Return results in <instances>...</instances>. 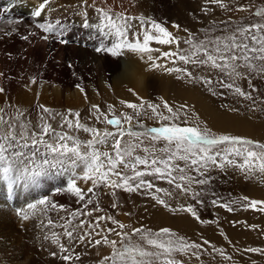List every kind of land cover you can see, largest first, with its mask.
<instances>
[{"label":"snow or ice","instance_id":"snow-or-ice-1","mask_svg":"<svg viewBox=\"0 0 264 264\" xmlns=\"http://www.w3.org/2000/svg\"><path fill=\"white\" fill-rule=\"evenodd\" d=\"M82 2L87 5L88 0ZM211 2L224 9L229 7L223 0ZM49 4L50 0H43L32 15L40 18ZM92 7L96 8V5L93 3ZM251 8L252 6L248 5L237 9L249 11L247 22L245 18L229 22L230 27L224 29L225 34L217 35L214 39L207 34V30L203 40L190 36L183 40L188 48L180 49V39L174 37L162 23L151 18L146 19L144 16H128L125 13H115L111 9L98 7L100 22L95 27L104 37H114L115 42H112L111 46L101 42L95 51L109 53L113 57H122L125 52L133 53L145 63L148 71L177 73L180 74V78H192L193 73L187 68L169 67L166 63L160 62L162 58L173 63L178 60L183 64L207 66L223 73L228 80L214 81L211 78L197 77L196 79H202L203 83L209 86L213 95L222 94L213 90L215 84L251 100L253 99L251 93L243 90L239 82L246 77L264 78V8H257L254 12L250 11ZM52 10L48 8L49 12ZM82 15H87L86 10ZM56 24H59V21ZM36 27L45 33H52L55 30L51 20L39 22ZM175 27L178 28L179 25ZM43 38L48 39L47 36ZM23 39L27 40L28 36H24ZM153 43L176 45L178 50L161 52L160 48L152 47ZM31 83L35 84L36 79L32 78ZM76 87L82 94L85 93L84 87L80 84ZM4 91V88L0 87V93ZM128 91L134 96L138 95L133 89ZM119 103L134 111L135 123L133 115L126 112L117 115L111 104L107 106V112L112 114V118L101 112L98 105H91L89 118H94L98 123L114 126V131L107 128L101 131L98 127L82 123L81 112L73 113L71 109L67 113H62L54 112L45 105H38L41 111L37 114L35 122L25 117V113L19 109L14 112L0 109V181L6 184L10 194H14V189L21 185L25 190L40 189L50 180L68 176L66 187H57L55 191L70 194L83 202L84 211L70 210L66 205L54 202L47 195L28 203V212L20 210L24 220H28L30 215L46 217V224L44 220L40 221L43 227L62 229L69 246L61 241V234L56 231H52L50 236L45 235L43 239L58 245L60 252L64 253L62 256L64 261L71 262L73 259L78 261L80 257H74L71 246L86 239L93 240L94 236L100 237L93 240L95 245L111 246V254L103 256L99 264H182L177 256L189 253L199 258L203 246L177 235L168 227H162L157 231L136 227L128 232L125 229L131 227L130 225L104 215L96 217L91 222L80 219L78 223L73 224V221L81 216L91 217L94 211H101L98 207L88 210V206L94 203L92 198L95 195L94 190L104 186L112 190L113 194L116 189H125L128 192L144 189L156 203L170 212H186L198 222L208 223L201 220L192 204L174 207L169 201L177 197H187L196 200L197 204L203 207L204 201L201 197L205 193L203 187L197 190V186L210 185L211 179L207 174L213 169L226 170L232 167L244 172L248 177H257L264 181V142L227 132H213L206 124L202 127L200 123L193 121L194 117L198 118V114L190 112L189 106L180 105L174 110V106L163 98L161 103L167 115L161 111V104L143 98H140V103L126 102L123 99ZM73 115L74 119L69 118ZM141 117L164 123L149 127L140 122ZM81 131L90 134L91 138L81 140L77 135ZM146 141L148 143H145ZM159 180L167 181L170 188L158 187L155 182ZM78 182L90 183L91 186L85 191L78 186ZM161 193L163 195H160ZM243 201L246 207L264 212V200L245 196ZM96 203L98 205V201ZM211 203L218 206V199L212 200ZM239 203L231 201L219 206L231 212L233 208L230 205ZM113 207L116 205L113 204ZM62 212L67 215H60ZM49 213L57 214L56 221ZM105 220L116 226L109 227L107 232L115 234L119 240L101 235L103 229H100V224ZM86 224L90 231L81 234L78 229H84ZM247 227L255 229L258 226ZM134 236L138 239L134 240ZM203 244L210 245L211 242L204 240ZM212 250L218 252L224 259L231 260V256L225 255L222 248L213 245ZM245 251L264 254V249L259 247L248 248ZM52 255L55 256L56 253Z\"/></svg>","mask_w":264,"mask_h":264},{"label":"rangeland","instance_id":"rangeland-1","mask_svg":"<svg viewBox=\"0 0 264 264\" xmlns=\"http://www.w3.org/2000/svg\"><path fill=\"white\" fill-rule=\"evenodd\" d=\"M223 2L229 5L228 9L221 8L218 4H214V3L212 4L211 0H200V2L198 3L199 16L197 18L189 14L186 17H184V19H180L179 13L176 12V14H173L172 12L165 10V7H161L160 10H157L155 14L152 15L153 17L149 15L144 17L146 19L151 18L159 23H162L165 27L169 29V31L173 33L174 37L180 39L181 42L179 48L187 49L188 45L184 44L183 40L189 38L190 36H195L199 40H203L206 34L205 30H207V34L214 39L217 35L225 34L224 29L230 27L229 22H235L237 20H240L241 18H245V22H247L246 18L250 14L249 11H238L237 9L251 5L252 8L250 9V11L254 12L257 8H264V0H223ZM211 4L214 6H212ZM177 6H181V3L178 2ZM7 8L9 9V6H7ZM129 16L140 17L143 15L138 13V14H131ZM252 18L256 19L255 17ZM175 25H179V27L177 28L175 27ZM142 31L143 29H141V32ZM152 47L157 48L156 46H152ZM167 50L177 51L178 49L177 46L175 45L174 49L168 48ZM154 54L158 55L157 53ZM166 62H167L166 63L167 66L169 67L187 68L188 71H191L193 73V77L180 78V74L171 73L169 74L171 76V77L169 76L171 78V82L168 83L170 87L169 86L167 87L166 89L167 91L164 89L163 87L164 85L162 86L159 82H156L154 86L151 87L150 93H146L144 95L138 94L137 97L132 95V93L128 91V87H125L120 91L119 90L114 91V89L112 90V87H110L108 89L109 91L108 93L110 95L108 96V94L101 89V86L98 85L92 88V92L94 91L93 93L91 94L85 93V99L80 104H70L71 106L69 105L68 106L69 108L68 107L54 108V106H49V104H46L45 106L53 109L54 112L67 113L69 109L73 110V113L75 111H80L82 123H87L89 126L98 127L99 129H101V131H103L105 128H107V130L109 131H114L115 130L114 126L98 123L95 121L94 118H89L92 104L98 105L100 107L101 112L107 114L109 118H112V114L107 112V106L111 104L115 109V113L117 115H120L121 113H125V112L130 115H133L134 117L133 123H135L134 111L128 109L126 105H122V104L120 105L119 101L121 99L125 100L126 102L140 103V98H143L145 100H149L152 103L161 104V111H163L164 114L167 115V112L166 110L163 109V105L161 103V98H163L164 100L168 101L170 105L174 106V110L175 107L180 105L189 106L190 112H194L198 114V118L194 117L193 121L196 123H200L202 127L204 126V124H206L209 128L213 130V132L216 133L227 132L229 134L242 135L264 142V78L260 76L246 77L244 80L239 82V86L243 90L251 93L253 97V99L251 100L235 95L232 91L219 87L215 84L213 85V90L222 94L213 95L212 91L209 90V86L204 84L202 79H196V78L205 77V78H211L214 81L219 79L228 82L227 77L223 73H220L218 72V70L211 69L210 67L207 66H194L192 64H183V62H180L178 60H176L175 63H173L171 60H168ZM152 73L153 72H148L147 76H150V74ZM249 80H251V86H249ZM26 89L28 90L30 89V87L28 86L26 87ZM124 90H127L126 93ZM31 93L32 92H30V94ZM13 94L12 96H10L11 94H9L6 91L0 93V109H4L5 111H11V112H14L17 109H19L25 113V117L30 118L33 120V122H35L37 114L41 111L40 108L37 107L35 108V106L38 105L37 97L40 98L37 95V92L32 96L33 98L29 99L27 103H24V101H20L18 99L19 97L17 95L18 93L15 92ZM39 95L43 96L42 94ZM15 96L18 100H16ZM35 98L36 100H34ZM231 109H236V111H232ZM218 115L222 116L223 118L222 117L221 118L226 122H228V120L237 121V125H239L243 129L244 127H249L252 133H249L250 131L248 130H247L248 132L243 130L236 132L234 127L220 128L215 126L213 120L214 117ZM69 118L74 119V115L70 116ZM140 122L149 127L160 126L164 123L159 120H145L143 117L140 118ZM77 135L80 137L81 140H87L91 138L90 134L84 133L83 131L77 133ZM145 143L148 142L146 141ZM160 146H162V143ZM140 154L142 155V153ZM192 175H195V173H192ZM207 175L211 179L210 185L197 186V190H200V188L203 187V191L205 193L201 197V199H203L204 201L203 207L197 204L196 200L187 197L185 198L177 197L176 199L169 201V203L174 207L179 206L181 204H192L195 207L198 215L201 217V220L208 221V223H201L196 220L197 225H191V224L189 225L188 223L184 222V220L182 219L187 217V216L183 217L184 216L183 213L186 212H179L178 215H180V217H178L177 215L176 218L177 213H172L163 206H160L158 203H156V201L153 200L152 196L147 194L146 190L144 189H141L140 191H136V192H128L125 189H116L115 194H113L112 190H110L109 188L100 186L99 188L94 190L95 195L92 197L94 203L88 206V210L98 207L99 209H101V211H94L91 217H85V216L78 217L77 220L73 221V224L78 223L80 219H85L91 222L94 221L96 217L100 215H104L106 217L111 216L113 217V219L118 220L124 223L125 225H130L131 227H127L125 229V231L128 232H131V228H136V227H143L145 229L151 228L153 231H157L162 227H168L172 229L173 232H175L177 235H182L190 242L195 241L203 246V251L199 255V258H197L196 256H192L191 253H189L188 255L179 254L177 256V259H180L182 261V264H264V254L261 255V253L257 254V253L245 251V249L252 247L261 248L263 246L262 249H264V212H260L258 210H253L246 207V204L243 201V197L245 196L251 199L264 200V181H261L257 177H248L244 172L232 167H229L226 170L213 169ZM67 179L68 176L65 175L48 181L42 186V188H40V194L39 196H37L36 199H39L41 196L47 195L54 202L58 204H64L70 210L74 211L80 209L84 211L85 209L83 202L78 201L75 197L71 196L70 194L56 193L55 189L57 187H66ZM155 183L158 187L170 188L169 184L165 180H159L156 181ZM78 186L85 189L86 191L87 187H90L91 185L90 183L84 184L83 182H78ZM212 193H215V195H212ZM160 195L163 194L161 193ZM57 197L60 198L59 201ZM214 199H218V206L212 205L211 201ZM96 201H98V205ZM231 201L240 202L239 204L230 205L233 208V211L231 212H229L226 208L219 206L224 203H230ZM113 204H115L116 207H113ZM49 214H50L49 216H52L53 220L56 221V217H57L56 213H53L52 215L51 213ZM161 214H164V216L170 218L169 220L170 222L162 224L163 222L161 221V216H162ZM60 215L66 216L67 213L62 212L60 213ZM158 216L160 222L157 224ZM30 217L31 218L27 220L29 221L28 222L29 226L28 225L26 226V230H25L26 233L24 232L23 238L19 240L21 243L17 241L14 243V245L12 244L14 249L22 248L21 250L18 251L19 255L16 254V252H15L16 255L14 254V259L16 264H31L32 261H34L35 259L40 260V258L42 264H99V260L102 259L103 256L111 254V246L103 245V244L100 246L95 245L93 240L98 239L100 237L94 236L93 240L86 239L84 242H76L74 245L71 246L72 254L74 255V257L75 256L80 257L78 261L75 259H73V261L71 262L64 261L62 259L64 253L60 252L58 245H55L50 241H46L43 239L45 234L50 236L52 231H56L61 234V241L65 243L66 246H69L67 238L63 236L62 229L45 228L40 223L41 221L40 217L39 218L32 216ZM32 219H35L34 221L35 223L33 221H30ZM36 220L38 221L40 220V221L38 222ZM42 220L46 222L47 218L42 217ZM233 222L236 223L233 224ZM243 223H245L244 226H245V234H246V240L244 241V244L245 245L248 244V246L246 245L245 246L246 248L245 247L243 248L244 251H241L237 249L238 248L237 244L236 245L233 244L229 240V238H227L229 237L227 234L229 233V231L231 230L235 231L236 228L238 229V227H241ZM205 225H212V228L216 230L212 232L213 233L212 237H208L206 235L207 232H201ZM247 225H256L258 227L255 229L253 228L250 229V227L247 228ZM109 227L115 228L116 226L113 225L108 220L102 221L100 224V229H103L101 235H108L109 239L119 240V237H117L115 234L107 232V229ZM100 229H97V231H99ZM47 231L49 232V234L47 233ZM78 231H80L81 234H83L84 232L90 231V229H88L86 224L84 229H78ZM117 231H119V229H117ZM27 233H28V239L31 240V243L33 245V248H31V250L26 248ZM201 233L202 234L204 233L203 240L210 241L211 242L210 245H204L202 243V239L200 237ZM250 234L252 235V237L253 236L254 237L252 238L251 236H249ZM133 239L137 240L138 237L134 236ZM19 243L21 244V247ZM22 243L24 245H22ZM49 244L51 246H49ZM42 245H44V247ZM213 245L214 246L216 245L215 247L217 248L223 247L222 249L224 250V252L227 251L225 252V255H229V256L233 255L231 257V260H227L228 262L224 263V257H222L218 252H214L212 250ZM22 246L23 247L25 246V248H23ZM144 246L150 248V246L147 245ZM230 246L232 248H229ZM22 251L23 253H25L24 257ZM231 251H234L236 254L230 253ZM26 252L29 253L27 254ZM33 253L37 256H35ZM52 253H56V255L54 256L52 255ZM15 256H17V258ZM18 256H20L21 258ZM12 257L13 256H6V258L0 257V264H11L9 262L10 260H12ZM24 258H28V260L25 262ZM16 260L19 261L16 262ZM48 260H50V262H48Z\"/></svg>","mask_w":264,"mask_h":264},{"label":"bare ground","instance_id":"bare-ground-1","mask_svg":"<svg viewBox=\"0 0 264 264\" xmlns=\"http://www.w3.org/2000/svg\"><path fill=\"white\" fill-rule=\"evenodd\" d=\"M42 2L43 0H0V87L11 94L10 96L15 92L18 93V99L24 101V103H27L30 98H33L32 96L37 92V95L40 97H37L38 105L49 104V106H54V108H67L70 104L82 103L85 99V93H93L94 91L92 92V88L98 85L101 86V89L106 92L108 96L110 95L108 93V89L110 88L109 85H111L114 91H120L128 87V89H133L139 95L150 93L151 87L154 86L156 82H159L162 86L164 85L163 87L165 90L168 86L170 87L168 83L171 82V76L168 73L159 70L148 71L145 63L140 61L136 54L125 52L122 57H113L109 53H98L95 51L96 47H98L101 42L105 43L106 46H111V43L115 42L114 37H104L95 27V25L100 22V13L97 11L98 7H105L106 10L111 9L112 12L125 13L128 16L138 13L143 16H152L157 10H160L161 7H165V10L173 14L177 12L179 13V18L184 19V17L189 14L193 15L195 18L199 16L198 3L200 0H88L87 5H85L82 0H50V4L44 10L42 16L40 18L34 17L32 13L39 3ZM178 2L181 3V6H177ZM93 3L96 5V8L92 7ZM7 6H9V9ZM48 8L53 10L49 12ZM85 10L87 15H82ZM45 20H51L55 25L54 32L45 33L42 29L36 27L37 23ZM57 21H59V24H56ZM88 25L92 26L90 27ZM24 36H28V39H23ZM44 36H47L48 39L45 40L43 38ZM152 46L160 48L161 52L168 48H175V45H159L156 43H153ZM166 61L168 60L162 58L160 62L167 63ZM148 72L153 73L147 76ZM32 78L36 79L35 84L31 83ZM77 84L84 87L85 93L82 94L77 89ZM28 86L30 89L27 90L26 87ZM124 91L126 93L127 90ZM30 92L33 94H30ZM39 94H42L44 97ZM18 99L16 98V100ZM34 100H36V98ZM38 105H36L35 108H39ZM221 117L220 115L214 117L213 123L215 126L220 128L234 127L236 132L243 130L252 133L249 127H244L243 129L237 125V121L228 120V122H226L222 119L223 117ZM39 194L40 189L25 190L22 185L14 189V194H10L6 184L0 181V257L6 258V256H13L12 260L9 262L11 264H16L14 254L15 252L18 254V251L22 249H14L12 244L14 245L15 242L23 238L24 232L26 233V226L29 222L23 219L20 210L23 209L25 212H28L27 204L34 202V199H36ZM59 200L60 198H58V201ZM52 214L53 213H51V215ZM178 214L179 212L176 214V218ZM183 214V217L187 216L182 218L184 222L189 225H197L196 220L190 214ZM161 215L162 224L170 222V218L164 216V214ZM178 217H180V215H178ZM40 218L42 220V217ZM157 220L158 224L160 222L159 216ZM30 221L34 222L35 219ZM244 224L245 223H243L241 227H238V229L236 228L235 231H229L227 234L229 236L227 238H229L233 244H237V249L241 251H244L243 248L246 245L248 246V244H244L246 240ZM214 231L216 230L212 228V225H205L201 232H207L206 235L212 237V232ZM47 233L49 234L48 231ZM203 234L201 233L200 235L202 243L204 241ZM249 236L252 237L251 234ZM26 237V248L31 250L33 245L31 240L28 239V233ZM23 243L22 245L25 244ZM42 246L44 247V245ZM49 246L51 245L49 244ZM23 248H25V246ZM229 248L232 247L230 246ZM26 253L28 254L29 252ZM230 253L235 252L231 251ZM24 256L25 253H23V257ZM15 257L17 258V256ZM24 259L25 262L28 260V258ZM18 261L16 260V262ZM48 262H50V260H48ZM226 262L228 261L224 259V263ZM31 264H42L41 258L40 260L35 259Z\"/></svg>","mask_w":264,"mask_h":264}]
</instances>
